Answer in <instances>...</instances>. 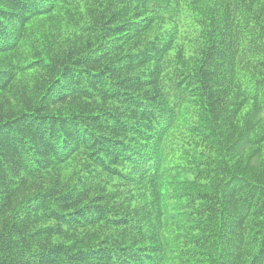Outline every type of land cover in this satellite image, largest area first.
<instances>
[{
  "label": "trees",
  "instance_id": "obj_1",
  "mask_svg": "<svg viewBox=\"0 0 264 264\" xmlns=\"http://www.w3.org/2000/svg\"><path fill=\"white\" fill-rule=\"evenodd\" d=\"M0 264H264V0H0Z\"/></svg>",
  "mask_w": 264,
  "mask_h": 264
}]
</instances>
